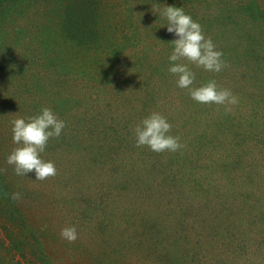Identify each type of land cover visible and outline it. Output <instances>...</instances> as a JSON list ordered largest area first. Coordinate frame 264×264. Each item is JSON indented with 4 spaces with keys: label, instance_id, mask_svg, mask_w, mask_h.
Listing matches in <instances>:
<instances>
[{
    "label": "rangeland",
    "instance_id": "374dc122",
    "mask_svg": "<svg viewBox=\"0 0 264 264\" xmlns=\"http://www.w3.org/2000/svg\"><path fill=\"white\" fill-rule=\"evenodd\" d=\"M212 32L205 36L224 53L226 66L218 73L189 66L194 86L215 79L239 98L230 112L199 104L177 87L167 71L169 41L153 44L155 55L140 61L142 73L117 67L116 83L93 98L85 86L101 81L96 56L89 58L92 70L78 75L32 72L25 57L16 62L23 70L0 87L20 115L49 107L66 121L54 138L60 151L43 156L55 163L63 197L72 187L87 205L120 207L116 214L132 224L150 216L205 226L209 230L198 235L183 231L195 250L220 257V264H264V25L243 23L222 39L221 31ZM154 111L171 122L170 134L183 149L137 147L135 128Z\"/></svg>",
    "mask_w": 264,
    "mask_h": 264
},
{
    "label": "trees",
    "instance_id": "16d2710c",
    "mask_svg": "<svg viewBox=\"0 0 264 264\" xmlns=\"http://www.w3.org/2000/svg\"><path fill=\"white\" fill-rule=\"evenodd\" d=\"M166 4L183 7L206 36L221 31L219 39L243 23L264 25V0H0V85L23 70L16 62L25 57L33 61L32 72L78 75L92 70L89 58L96 56L101 81L86 80L85 86L93 98L116 83L117 67L142 73L140 61L155 55L154 43L169 41L172 52L167 21L153 14ZM5 93L0 87V264H220V257L202 254L183 238V231L207 232L205 226L165 224L150 216L132 224L116 214L120 207L87 205L68 185L63 197L58 171L43 181L34 173L16 175L6 161L17 147L11 121L25 116ZM57 147L53 138L45 152ZM73 225L78 239L69 243L60 233Z\"/></svg>",
    "mask_w": 264,
    "mask_h": 264
},
{
    "label": "clouds",
    "instance_id": "9594fccd",
    "mask_svg": "<svg viewBox=\"0 0 264 264\" xmlns=\"http://www.w3.org/2000/svg\"><path fill=\"white\" fill-rule=\"evenodd\" d=\"M153 14L166 19L164 27L174 36L167 71L176 77L177 87L186 89L191 99L199 104L220 105L225 112H230L232 106L239 103V98L230 89L219 86L215 79L194 86L196 74L189 66L194 64L206 71L218 73L226 66L224 53L217 49L211 37L205 36L202 25L187 14L183 7L167 5L162 11L153 10ZM11 124L12 140L17 147L7 156L6 161L14 166L16 175L28 176L34 173L35 180L40 181L55 176V163L46 161L42 153L51 139L61 137L66 121L60 119L53 109L43 107L34 116H17ZM171 128L172 124L167 117L152 112L135 128L137 147L147 146L156 153L180 151L185 145L179 137L170 134ZM18 197L19 193L12 195L13 199ZM60 235L72 243L78 239V230L74 225L64 227Z\"/></svg>",
    "mask_w": 264,
    "mask_h": 264
}]
</instances>
